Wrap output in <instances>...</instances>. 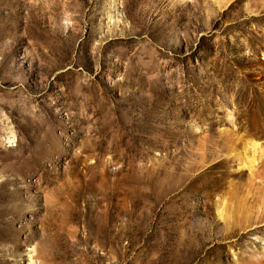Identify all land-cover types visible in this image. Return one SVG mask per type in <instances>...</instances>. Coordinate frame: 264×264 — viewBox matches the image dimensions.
<instances>
[{"label": "rangeland", "instance_id": "1", "mask_svg": "<svg viewBox=\"0 0 264 264\" xmlns=\"http://www.w3.org/2000/svg\"><path fill=\"white\" fill-rule=\"evenodd\" d=\"M0 264H264V0H0Z\"/></svg>", "mask_w": 264, "mask_h": 264}, {"label": "bare ground", "instance_id": "2", "mask_svg": "<svg viewBox=\"0 0 264 264\" xmlns=\"http://www.w3.org/2000/svg\"><path fill=\"white\" fill-rule=\"evenodd\" d=\"M10 138H8L9 141ZM10 142V141H9ZM248 142V141H247ZM244 150L243 152H241L238 156V162L242 163L245 162L247 163L246 165H250V168L252 167L251 165L254 164V157H255V153L256 150L258 148V145L256 143H246L244 145ZM252 154V155H251ZM226 213V204L224 203V201L220 202V204L217 207V215L220 219H223Z\"/></svg>", "mask_w": 264, "mask_h": 264}]
</instances>
